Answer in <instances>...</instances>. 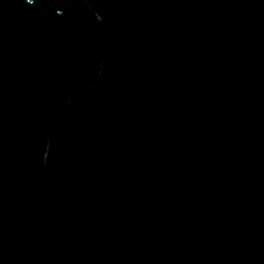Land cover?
Returning a JSON list of instances; mask_svg holds the SVG:
<instances>
[{"label": "water", "instance_id": "95a60500", "mask_svg": "<svg viewBox=\"0 0 264 264\" xmlns=\"http://www.w3.org/2000/svg\"><path fill=\"white\" fill-rule=\"evenodd\" d=\"M0 264H264V0H0Z\"/></svg>", "mask_w": 264, "mask_h": 264}]
</instances>
